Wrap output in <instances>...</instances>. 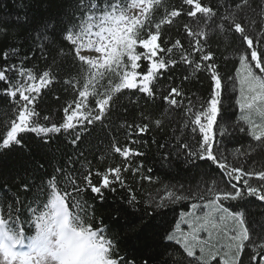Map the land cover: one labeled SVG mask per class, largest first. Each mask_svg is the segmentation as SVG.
<instances>
[{"label": "snow or ice", "instance_id": "1", "mask_svg": "<svg viewBox=\"0 0 264 264\" xmlns=\"http://www.w3.org/2000/svg\"><path fill=\"white\" fill-rule=\"evenodd\" d=\"M76 12L74 22L59 33L54 23L37 25L33 35L37 47L31 54L21 55L17 47L0 52V96L11 109L6 131L0 132V150L23 147L24 133L35 134L44 145L65 134L78 149L97 131L110 137L111 152L126 163L93 170L81 150L51 165L39 183L23 181L19 191L30 197L9 196L8 185L0 184L5 193L0 198V264H136L122 254L119 234L113 231L120 213L106 224L86 199L90 191L103 201L104 190L115 192L119 185L126 190L125 204L133 213L141 203L124 173L140 172L142 165L133 167L127 161L144 153L129 144L144 142L130 139L121 146L112 135L117 127L111 116L121 107L125 116L136 112L139 120L118 125L127 129L129 138L142 137L153 128L164 132L166 124L180 115L182 124L172 134L175 155L190 166L210 163L219 176L205 172L194 186L165 184L149 196L144 213L153 218L191 201L193 211L182 212L181 220L161 237L182 250L183 255L172 254L171 264H245V258L247 264H264V218L253 219L247 207L249 197L264 204V0H77ZM182 17L189 22L177 27ZM246 25L259 31L252 35ZM229 34L240 41L234 76L221 74L218 49L212 46ZM0 36L14 39L6 25H0ZM36 52L44 63L29 66ZM69 58L76 71L64 77ZM178 67L191 74L176 83L171 73ZM198 74L207 79V91L189 94L185 82ZM61 80L68 86L65 91L71 89L74 95L62 108V117L53 121L41 115L44 110H38L37 102ZM230 83L238 84L235 105L240 113L231 122V135L243 134L250 141L246 149L237 148L231 160L224 152ZM125 93L138 96L129 99L131 107L122 104ZM150 107H157L160 114L146 115ZM196 209L206 211L196 215ZM134 227L129 221V230ZM161 264L168 262L162 258Z\"/></svg>", "mask_w": 264, "mask_h": 264}, {"label": "trees", "instance_id": "2", "mask_svg": "<svg viewBox=\"0 0 264 264\" xmlns=\"http://www.w3.org/2000/svg\"><path fill=\"white\" fill-rule=\"evenodd\" d=\"M170 2L175 3L176 0H170ZM76 4L77 0H0V25H6L14 37V39H9L0 36V52L10 47H17L21 50V55L31 54L30 50L35 51L37 47L33 40L34 29L37 25L41 22L54 23L56 31L59 33L66 24L74 22L73 13L76 12ZM76 16H79L78 12H76ZM16 17H20L19 22H17ZM25 17H27L26 20ZM186 22H189L187 18H179L176 21V26L179 27ZM246 26L250 28L252 35H256L259 31L258 28L251 25ZM180 32L183 39L182 28ZM173 34H176L175 28ZM212 46L214 49H218L216 61L220 65L221 74L234 76L235 69L239 66L237 53L235 52V49L240 47L239 39L229 34L220 41H214ZM43 63L40 53L36 52V58L31 61L29 66H42ZM70 64L71 59L69 58V64L64 66L65 71L62 76L66 77L69 73L75 74L76 69L70 68ZM190 74V69L185 72L179 67L171 73L176 83H179L183 76ZM66 87L68 86L61 80V82L54 84L49 90L42 93L41 99L37 102L39 105L38 110H44L41 113L42 116L49 115L53 121L62 117V108L74 95L71 89L66 92ZM185 87L189 94L200 95L207 91L208 81L204 75L198 74V76H191L185 82ZM229 93V98L225 100V107L230 116L227 125L230 135L224 138V152L231 160L236 149H246L250 141L243 134L231 135L233 131L231 122L238 119L240 114L238 106L235 105V98L238 97V84L233 86L230 83ZM130 98L137 99L138 96L131 97V93H125L121 98L122 104L129 105ZM123 112L124 109L121 107L112 113V123L117 127L112 135L116 137L121 146L128 144L130 139L144 142L142 145L129 144V146L136 147L144 153L143 156L130 157L127 161L133 167L142 165L140 172L135 176L131 172L124 173V178L135 189L141 203L137 206L138 210L133 213V209L128 208L125 204L126 190L121 189L119 185L116 186L117 190L115 192L104 190L105 199L103 201L90 191L86 194V199L90 204H95L97 217L102 216L106 224H111L112 218L118 212L120 213L119 221L112 227L113 231L119 234L122 254L127 255L129 259H135L136 264H141L143 260H148L149 264H161L162 258L168 264H171V259L174 258L172 254L180 252L183 255L182 250L174 242L162 241L161 237L175 227L176 222L181 218L182 212H189L191 201L173 205L165 209L162 215L153 218L146 216L144 213L149 196L155 194V190L165 184L194 186L204 178L202 174L205 172L211 173L217 179H219V176L215 167L210 163L198 161V166H190L185 162L183 156L177 158L175 155L176 141L172 139V134L177 125L182 124L180 115H175L172 124H166L164 132H157L153 128L142 137L133 136L129 138L126 135L127 129H120L118 125L125 121L131 123L133 121L139 122V120L136 112L130 111L126 116ZM232 113H235V115H231ZM145 114H151L155 118L160 114V111L157 107H150ZM10 116L11 109L8 101L5 97L0 96V132L6 131L4 123ZM221 123L224 124V122ZM22 135L24 137L23 147L12 146L8 150H0V184L8 185L9 196L19 194L22 199L26 195L30 197V193L25 194L19 191V186L23 181L30 183L35 179L39 183V178L45 172H51V165L56 162L62 163L69 155L75 157L76 153L81 150L85 152L93 170L103 171L109 166L126 163L119 154L111 152L110 137L97 131H93L92 135L87 137L78 149H74L68 143L69 137L65 134L53 136L51 143L47 145H44L35 134L24 133ZM153 141H156V143H153ZM161 144L165 147H160ZM167 153L172 154L167 155ZM257 158L259 159V157ZM40 164L44 165V169H38ZM79 166V164L74 165L77 168ZM143 176H150L152 178L151 182L142 179ZM96 179L98 178H94V182ZM4 195L5 193L0 191V198ZM248 200L249 215L253 219L264 218V204L256 201L254 197H249ZM140 217H144V219L141 220ZM129 221L135 223V227L131 230L128 228ZM245 264H247V258H245Z\"/></svg>", "mask_w": 264, "mask_h": 264}, {"label": "rangeland", "instance_id": "3", "mask_svg": "<svg viewBox=\"0 0 264 264\" xmlns=\"http://www.w3.org/2000/svg\"><path fill=\"white\" fill-rule=\"evenodd\" d=\"M238 96H239V89H238ZM230 133H231V132H230ZM229 135H230V134H229ZM192 211H193L192 209L189 210V212H192ZM204 211H206V210L196 209V210H195V214H196V215H203V212H204ZM180 220H181V218H180ZM181 227H182L185 231L188 230L187 225H185V224H183V223L181 224ZM206 235H207L206 233H201V236H202V237H206ZM198 254H199V253H198Z\"/></svg>", "mask_w": 264, "mask_h": 264}]
</instances>
